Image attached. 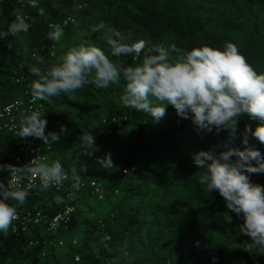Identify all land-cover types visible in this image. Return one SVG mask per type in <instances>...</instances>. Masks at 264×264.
I'll list each match as a JSON object with an SVG mask.
<instances>
[{
  "label": "trees",
  "instance_id": "trees-1",
  "mask_svg": "<svg viewBox=\"0 0 264 264\" xmlns=\"http://www.w3.org/2000/svg\"><path fill=\"white\" fill-rule=\"evenodd\" d=\"M17 7L31 27L0 39V107L22 102L30 108L26 115L45 114V133H58L59 140L45 144L28 138L42 149L45 164H62L66 180L59 191L38 188L29 191L24 205H16L17 220L7 237L0 236V264H264V257L246 251L250 238L239 232L243 219L227 209L218 193L206 191L199 183L203 169L192 162L201 151L219 156L228 148L243 150L239 133L246 125L254 129L256 121L241 117L237 138L230 141L228 131H200L172 106L159 123L124 107L123 81L107 89L85 85L48 101L33 100L29 87L35 79L29 65H36L38 57H44L39 66L47 69L85 40L114 62L139 64L142 56H110L105 33L92 30L100 20L120 30L126 43L144 40L146 47L175 45L187 51L232 42L250 65L264 72V0H38L42 16L38 8L0 0V31L15 18ZM52 24L63 28L59 41L48 38ZM178 58V53L170 56ZM84 132L96 138L100 151L88 155L80 142ZM19 141L0 131V164L19 167ZM249 145L264 155V144L250 138ZM108 152L112 168L97 163ZM74 168L81 176L80 188L69 199ZM10 175L0 171V183L8 185ZM250 179L264 186V174ZM92 184L102 191L100 199ZM56 195L66 202L56 204ZM65 208L74 210L69 222L48 231L49 218ZM27 210L40 211L43 219L25 222Z\"/></svg>",
  "mask_w": 264,
  "mask_h": 264
},
{
  "label": "clouds",
  "instance_id": "clouds-1",
  "mask_svg": "<svg viewBox=\"0 0 264 264\" xmlns=\"http://www.w3.org/2000/svg\"><path fill=\"white\" fill-rule=\"evenodd\" d=\"M17 2L38 8V0ZM38 12L44 15L43 8H38ZM13 15L15 18L7 29L0 31V39L29 32L31 25L23 15L22 7L15 8ZM49 27L52 31L48 32V38L59 41L63 28L56 24ZM92 30L105 33L102 39L110 49L111 57L130 56L136 60L142 56V61L135 65L114 62L101 47L85 40L47 69L39 66L43 64L44 57H38L36 65H29V74L35 78L29 83L33 100L48 101L62 94L75 93L85 85L107 89L113 84L121 85L123 81L120 97L123 106L146 113L154 123H159L165 117L167 107L172 106L179 117L189 119L196 129L204 132L226 130L230 141H234L241 117L256 121L254 129L246 125L239 133L243 150L228 148L219 156L201 151L193 155L192 162L203 169L199 183L206 191L218 193L227 209L243 219L239 232L250 238L246 251L251 253L255 249L264 254V186L250 179L251 174H264V155L249 145L250 138L264 144V72H258L250 65L232 42H225L222 48L205 45L181 51L175 45L170 48L163 45L146 47L144 40L126 43L121 31L114 26L106 27L103 20ZM172 53H178L179 58L170 59ZM44 117L45 114L39 111L23 115L16 133L18 138L33 137L45 144L49 140L58 141V133H45L47 120ZM60 131L66 133L67 129L61 126ZM80 142L88 155L100 151L96 138L90 132H84ZM97 163L104 168L114 167L110 152L98 157ZM0 171L38 175L43 191L61 186L65 180L59 161L23 170L0 164ZM79 171L85 169L81 167ZM72 174L75 182L69 199H73L80 188L81 176L77 168L72 169ZM96 188L100 190L98 186ZM100 192L97 194L99 198ZM28 196V190H12L0 183V236L7 237L19 213L16 205H24ZM54 202L63 204L66 201L63 196L56 195ZM212 260L215 262L216 258Z\"/></svg>",
  "mask_w": 264,
  "mask_h": 264
},
{
  "label": "built area",
  "instance_id": "built-area-1",
  "mask_svg": "<svg viewBox=\"0 0 264 264\" xmlns=\"http://www.w3.org/2000/svg\"><path fill=\"white\" fill-rule=\"evenodd\" d=\"M29 109L26 110L24 103L22 102L11 103L4 107H0V131L5 130L17 136L16 133L19 127V122L16 119V116H19V119H21L23 115L27 114ZM17 150L18 153L15 157V164L19 165L20 169L22 170L34 168L38 164H45L46 162V158L43 154L42 149L33 145L29 138H20ZM8 186H10L12 190L34 191L35 189H40L39 176L35 174H26L24 171H19L16 174L11 173ZM61 186H52L48 190L59 191L61 189ZM91 187L94 188L97 194H100L95 184H92ZM73 213L74 210L72 208H65L63 211L57 212L47 221V230L55 231L61 223H68ZM17 218L15 220H17ZM23 219L27 223L37 224L39 221H41V219H43V216L38 210H27L25 211V216L23 217Z\"/></svg>",
  "mask_w": 264,
  "mask_h": 264
},
{
  "label": "rangeland",
  "instance_id": "rangeland-1",
  "mask_svg": "<svg viewBox=\"0 0 264 264\" xmlns=\"http://www.w3.org/2000/svg\"><path fill=\"white\" fill-rule=\"evenodd\" d=\"M100 192V190H99ZM101 193V192H100ZM100 199V198H99ZM53 216V215H52ZM51 218V217H50ZM252 253L257 256V257H264V254H261L260 252H258L257 250L253 249Z\"/></svg>",
  "mask_w": 264,
  "mask_h": 264
}]
</instances>
